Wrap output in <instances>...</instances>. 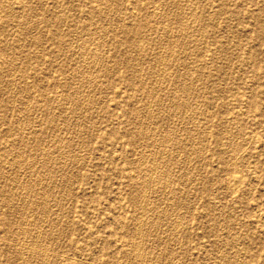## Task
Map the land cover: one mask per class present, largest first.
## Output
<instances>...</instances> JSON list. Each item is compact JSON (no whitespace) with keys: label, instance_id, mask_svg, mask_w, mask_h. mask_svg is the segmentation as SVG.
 <instances>
[{"label":"rangeland","instance_id":"1","mask_svg":"<svg viewBox=\"0 0 264 264\" xmlns=\"http://www.w3.org/2000/svg\"><path fill=\"white\" fill-rule=\"evenodd\" d=\"M259 214L264 0H0V264H264Z\"/></svg>","mask_w":264,"mask_h":264},{"label":"bare ground","instance_id":"2","mask_svg":"<svg viewBox=\"0 0 264 264\" xmlns=\"http://www.w3.org/2000/svg\"><path fill=\"white\" fill-rule=\"evenodd\" d=\"M110 2V1H109ZM225 2V1H224ZM177 3V2H176ZM58 4V3H57ZM121 4V3H120ZM178 4V3H177ZM59 5V4H58ZM78 5V4H77ZM112 5V4H111ZM180 8V7H179ZM96 9V8H95ZM223 9V8H222ZM226 9V8H225ZM106 10V9H105ZM174 10V9H173ZM33 11V10H32ZM114 11V10H113ZM120 12V11H119ZM100 13V12H99ZM116 13V12H115ZM180 13V12H179ZM222 13V12H221ZM9 14V13H8ZM106 14V13H105ZM16 15V14H15ZM39 15V14H38ZM198 16H200V14L198 15ZM209 16V15H208ZM218 16V15H217ZM244 17V16H243ZM111 18V17H110ZM132 18V17H131ZM202 18V17H201ZM90 19V18H89ZM118 19V18H117ZM169 19V18H168ZM178 19H180V18H178ZM182 19V18H181ZM203 19V18H202ZM183 20V19H182ZM210 20V19H209ZM261 20V19H260ZM171 21V20H170ZM257 21V20H256ZM34 22V21H33ZM181 22V21H180ZM202 25V24H201ZM121 26V25H120ZM203 26V25H202ZM123 28V27H122ZM166 29V28H165ZM204 29V28H203ZM181 31H183V30H181ZM191 31V30H190ZM199 31V30H198ZM115 32V31H114ZM196 32V31H195ZM102 33V32H101ZM120 35V34H119ZM20 36V35H19ZM162 36V35H161ZM180 36V35H179ZM182 36V35H181ZM188 36H189V34H188ZM191 37V36H190ZM248 37V36H247ZM80 38H82V37H80ZM166 38V37H165ZM196 38V37H195ZM95 39V38H94ZM98 40V39H97ZM156 40V39H155ZM183 40V39H182ZM87 41V40H86ZM85 41V42H86ZM81 42V41H80ZM162 42V41H161ZM166 43V42H165ZM186 43V42H185ZM61 44V43H60ZM96 44V43H95ZM171 44V43H170ZM180 44V43H179ZM87 45H88V43H87ZM240 45V44H239ZM174 46H175V43H174ZM223 46V45H222ZM171 47V46H170ZM237 47V46H236ZM174 48V47H173ZM67 49V48H66ZM24 50V49H23ZM98 51V50H97ZM97 53V52H96ZM140 53V52H139ZM174 53V52H173ZM83 54V53H82ZM149 54V53H148ZM156 54V53H155ZM165 55H167V54H165ZM96 55H94V57H95ZM98 56V55H97ZM152 56H154V55H152ZM156 56V55H155ZM145 57V56H144ZM194 57V56H193ZM147 58V57H146ZM208 58V57H207ZM87 59V58H86ZM94 59V58H93ZM136 59V58H135ZM144 59V58H143ZM155 60V59H154ZM142 62V61H141ZM101 63V62H100ZM143 63H145V62H143ZM147 63V62H146ZM20 66V65H19ZM156 66V65H155ZM13 67V66H12ZM107 67V66H106ZM129 67V66H128ZM202 67V66H201ZM200 67V68H201ZM11 68V67H10ZM105 68V67H104ZM154 68V67H153ZM158 68V67H157ZM160 68V67H159ZM10 70V69H9ZM81 70V69H80ZM142 70V69H141ZM191 70V69H190ZM202 70V69H201ZM26 71V70H25ZM200 72H202V71H200ZM2 73V72H1ZM151 73V72H150ZM24 74V73H23ZM180 74V73H179ZM188 74V73H187ZM80 75V74H79ZM107 75V74H106ZM197 76V75H196ZM45 77V76H44ZM177 77V76H176ZM185 78V77H184ZM206 78V77H205ZM132 79V78H131ZM155 79V78H154ZM188 79V78H187ZM204 79V78H203ZM140 80V79H139ZM151 80H153V79H151ZM182 80H184V79H182ZM84 81V80H83ZM142 81V80H141ZM179 81H181L180 79H179ZM152 82V81H151ZM191 82V81H190ZM194 82H195V80H194ZM3 83V82H2ZM26 83V82H25ZM96 84V83H95ZM175 84V83H174ZM192 84V83H191ZM57 85V84H56ZM141 85V84H140ZM157 86V85H156ZM195 86V85H194ZM142 87H143V85H142ZM148 87V86H147ZM175 88V87H174ZM190 86L186 83V81L185 82H180V87H179V93H183V92H187V91H189L190 90ZM203 88V87H202ZM215 88V87H214ZM255 88V87H254ZM22 89H24V88H22ZM31 89V88H30ZM86 89V88H85ZM53 90V89H52ZM150 90V89H149ZM154 90H156V89H154ZM167 91V90H166ZM178 90H176V92H177ZM192 91V90H191ZM190 91V92H191ZM196 91V90H195ZM202 91V90H201ZM28 92V91H27ZM106 92V91H105ZM154 92V91H153ZM193 92V91H192ZM170 93V92H169ZM182 93H181V95H182ZM199 93V92H198ZM31 94V93H30ZM49 94V93H48ZM71 95V94H70ZM153 95V94H152ZM180 95V94H179ZM178 95V96H179ZM184 95H185V93H184ZM203 95V94H202ZM14 96V95H13ZM165 96V95H164ZM196 96V95H195ZM34 97V96H33ZM170 97V96H169ZM184 97V96H183ZM190 97V96H189ZM51 98V97H50ZM71 98V97H70ZM78 98V97H77ZM76 98V99H77ZM163 98V97H162ZM176 98V97H175ZM181 98H182V96H181ZM185 98V97H184ZM27 99V98H26ZM179 99V98H178ZM191 99H193V98H191ZM202 99V98H201ZM165 100V99H164ZM176 100V99H175ZM182 100H184L183 98H182ZM185 100H187V99H185ZM199 100V99H198ZM224 100V99H223ZM92 101V100H91ZM168 101V100H167ZM170 101V100H169ZM178 101V100H177ZM24 102V101H23ZM147 102V101H146ZM165 102V101H164ZM175 102V101H174ZM179 102V101H178ZM185 102V101H184ZM188 102V101H187ZM192 102V101H191ZM194 102V101H193ZM162 103V102H161ZM180 103V102H179ZM159 104V103H158ZM164 104V103H163ZM188 104H189V102H188ZM80 105V104H79ZM177 106H178V104H176ZM191 105H193V104H191ZM190 105V106H191ZM55 106V105H54ZM185 106H187L186 104H185ZM201 106V105H200ZM76 107V106H75ZM80 107V106H79ZM158 107V106H157ZM160 107V106H159ZM184 107V106H183ZM189 107V106H188ZM236 107V106H235ZM97 108V107H96ZM167 108V107H166ZM185 108V107H184ZM183 108V109H184ZM142 109V108H141ZM168 109V108H167ZM166 109V110H167ZM180 109V108H179ZM179 109H178V111H179ZM182 109V108H181ZM82 110V109H81ZM146 110V109H145ZM175 110H176V108H175ZM181 111V110H180ZM183 111V110H182ZM197 111V110H196ZM34 112V111H33ZM152 112V111H151ZM160 112V111H159ZM177 112V111H176ZM140 113V112H139ZM193 113V112H192ZM146 114V113H145ZM240 114V113H239ZM20 115V114H19ZM83 115V114H82ZM166 115V114H165ZM169 115V114H168ZM179 115H181V114H179ZM186 115H188V114H186ZM241 115V114H240ZM150 116V115H149ZM158 116V115H157ZM160 116V115H159ZM162 116V115H161ZM182 116V115H181ZM180 116V117H181ZM191 116V115H190ZM51 117V116H50ZM139 117V116H138ZM146 117V116H145ZM171 117V116H170ZM154 118V117H153ZM165 118H166V116H165ZM186 118H188V117H186ZM185 118V119H186ZM239 118V117H238ZM77 120V119H76ZM182 120H183V118H182ZM188 120V119H187ZM234 120V119H233ZM143 121V120H142ZM186 121V120H185ZM51 122H52V119H51ZM56 122V121H55ZM240 122V121H239ZM63 123V122H62ZM196 123V122H195ZM233 123V122H232ZM153 124V123H152ZM36 125V124H35ZM53 125V124H52ZM56 125V124H55ZM186 125V124H185ZM242 126V125H241ZM199 127V126H198ZM237 127H239V126H237ZM78 129V128H77ZM168 130V129H167ZM228 130V129H227ZM238 130H240V129H238ZM203 131V130H202ZM226 131V130H225ZM23 132V131H22ZM240 132V131H239ZM200 133V132H199ZM198 134V133H197ZM207 134V133H206ZM47 135V134H46ZM167 135V134H166ZM169 135V134H168ZM41 136V135H40ZM170 136V135H169ZM168 136V137H169ZM190 136V135H189ZM188 136V137H189ZM139 137V136H138ZM165 137V136H164ZM176 137V136H175ZM196 137V136H195ZM194 137V138H195ZM145 138V137H144ZM218 138V137H217ZM140 139V138H139ZM164 139V138H163ZM168 139V138H167ZM173 140V139H172ZM43 141V140H42ZM72 141V140H71ZM160 141V140H159ZM165 141V140H164ZM172 142V141H171ZM175 142V141H174ZM25 143V142H24ZM165 145H166V143H165ZM237 146V145H236ZM66 148V147H65ZM152 148V147H151ZM199 151V150H198ZM195 152V151H194ZM103 153V152H102ZM161 153V152H160ZM21 154V153H20ZM159 154V153H158ZM163 155V154H162ZM193 155H195L194 153H193ZM234 156V155H233ZM161 157H163V156H161ZM172 157V156H171ZM200 157V156H199ZM232 158V157H231ZM49 159V158H48ZM168 159V158H167ZM170 160V159H169ZM172 160H173V157H172ZM52 162V161H51ZM67 162V161H66ZM152 162V161H151ZM160 162V161H159ZM166 162V161H165ZM234 162V161H233ZM236 162V161H235ZM48 163V162H47ZM153 164V163H152ZM162 164V163H161ZM45 165V164H44ZM47 165V164H46ZM154 165V164H153ZM193 165V164H192ZM202 165V164H201ZM48 166V165H47ZM54 166V165H53ZM63 166V165H62ZM169 166V165H168ZM139 167V166H138ZM195 167V166H194ZM169 168V167H168ZM46 169H48V167L46 168ZM51 169V168H50ZM153 169V168H152ZM235 169V168H234ZM167 170V169H166ZM49 171V170H48ZM52 171V170H51ZM169 171V170H168ZM239 171V170H238ZM53 172V171H52ZM248 172V171H247ZM47 173V172H46ZM49 174L51 173V172H48ZM157 173V172H156ZM165 173V172H164ZM172 173V172H171ZM53 174H55V173H53ZM149 174V173H148ZM249 174V173H248ZM152 175V174H151ZM244 175V174H243ZM48 176V175H47ZM153 176V175H152ZM156 176V175H155ZM166 177V176H165ZM168 177V176H167ZM73 178V177H72ZM151 178V177H150ZM155 178V177H154ZM44 179V178H43ZM54 179H55V177H54ZM156 179V178H155ZM14 180V179H13ZM34 181V180H33ZM66 181V180H65ZM72 181V180H71ZM172 181V180H171ZM30 182H31V180H30ZM30 182H28V183H30ZM44 182V181H43ZM51 182H52V180H51ZM170 182V181H169ZM227 182H228V184L230 185L229 187H231V186H233V187H237L238 188V186H241L242 185V183L244 182V176H242L241 175V173H237V172H235V170L234 171H232L229 175H228V177H227ZM26 183V182H25ZM59 183V182H58ZM66 183H68V182H66ZM70 183V182H69ZM168 183V182H167ZM56 184V183H55ZM29 185V184H28ZM27 185V186H28ZM63 185H64V183H63ZM169 185V184H168ZM148 186V185H147ZM30 187V186H29ZM28 187V188H29ZM33 187V186H32ZM32 187L30 188V190L32 189ZM69 187V186H68ZM67 187V188H68ZM187 187V186H186ZM66 188V187H65ZM237 188H235V190H237ZM27 189V188H26ZM164 190V189H163ZM6 191V190H5ZM47 191V190H46ZM65 191V190H64ZM13 192V191H12ZM43 192H45L44 190H43ZM142 192V191H141ZM236 192V191H235ZM234 192V193H235ZM27 194H28V192H26ZM50 193V192H49ZM140 193V192H139ZM26 194V195H27ZM69 194V193H68ZM145 194V193H144ZM30 195V194H29ZM42 195H44V194H42ZM49 195V194H48ZM48 195H46V196H48ZM139 197V196H138ZM144 198V197H143ZM43 199H44V197H43ZM60 200V199H59ZM58 200V201H59ZM160 200V199H159ZM172 200V199H171ZM183 200V199H182ZM11 202V201H10ZM29 202V201H28ZM27 202V203H28ZM47 202V201H46ZM184 202V201H183ZM30 203V202H29ZM59 203V202H58ZM61 203V202H60ZM37 204V203H36ZM40 204V203H39ZM173 204V203H172ZM177 204V203H176ZM182 203H180V205H181ZM137 205H135V207H136ZM182 206V205H181ZM15 207V206H14ZM31 207H33V206H31ZM30 207V208H31ZM46 207V206H45ZM153 207V206H152ZM179 207V206H178ZM39 208H40V206H39ZM168 208V207H167ZM177 208V207H176ZM175 208V209H176ZM37 209V208H36ZM42 209V208H41ZM219 209V208H218ZM23 210V209H22ZM45 211H46V208L44 209ZM145 210V209H144ZM154 210H156V209H154ZM44 211V212H45ZM173 211V210H172ZM184 211V210H183ZM43 212V211H42ZM47 212V211H46ZM58 212V211H57ZM157 213V212H156ZM155 213V214H156ZM159 213V212H158ZM162 214V213H161ZM182 214V213H181ZM149 215V214H148ZM159 216V215H158ZM157 216V217H158ZM162 216H163V214H162ZM166 216V215H165ZM227 216V215H226ZM43 217H44V215H43ZM48 218V217H47ZM51 217H49V219H50ZM53 218V217H52ZM61 218V217H60ZM136 218V217H135ZM231 218H232V216H231ZM37 219H39L38 217H37ZM162 219V218H161ZM259 219L262 221V222H264V216H263V214H259ZM228 220V219H227ZM226 220V221H227ZM24 221V220H23ZM172 221V220H171ZM25 222V221H24ZM35 222V221H34ZM184 222H185V220H184ZM189 222V221H188ZM33 223V222H32ZM51 223H53V222H51ZM35 224V223H34ZM161 224V223H160ZM175 224V223H174ZM231 224V223H230ZM36 225V224H35ZM38 225V224H37ZM58 225V224H57ZM141 225V224H140ZM24 226V225H23ZM54 226V225H53ZM59 226V225H58ZM166 226V225H165ZM28 227V226H27ZM48 227V226H47ZM157 227V226H156ZM173 227H175V226H173ZM231 227V226H230ZM160 228V227H159ZM167 228V227H166ZM41 229V228H40ZM48 230V229H47ZM35 231V230H34ZM45 231V230H44ZM149 231V230H148ZM137 232V231H136ZM145 232V231H144ZM158 232V231H157ZM224 232V231H223ZM27 233V232H26ZM56 233V232H55ZM164 233V232H163ZM48 234H49V232H48ZM48 234H46V236L49 238V236H48ZM63 234V233H62ZM31 235V234H30ZM156 235V234H155ZM55 235L53 234V238H54V240L56 239V237H54ZM175 236V235H174ZM262 236V235H261ZM45 237V236H44ZM50 237H52V236H50ZM146 237V236H145ZM165 237V236H164ZM163 237V238H164ZM32 239V238H31ZM57 239H59V238H57ZM175 239V238H174ZM180 239V238H179ZM24 240V239H23ZM33 240V239H32ZM150 240V239H149ZM160 240V239H159ZM37 241V240H36ZM46 241V240H45ZM48 241V240H47ZM179 241V240H178ZM130 243V242H129ZM31 244V243H30ZM38 244V243H37ZM46 245V244H45ZM166 245V244H165ZM25 246V245H24ZM37 246V245H36ZM47 246V245H46ZM51 246V245H50ZM151 246V245H150ZM240 246V245H239ZM27 247H28V245H27ZM140 247V246H139ZM139 249H141V248H139ZM171 249V248H170ZM177 249V248H176ZM52 250V249H51ZM151 250V249H150ZM167 251V250H166ZM38 252V251H37ZM158 252V251H157ZM26 253V252H25ZM24 253V254H25ZM36 253V252H35ZM50 253V252H49ZM170 253V252H169ZM175 253V252H174ZM28 254H30V253H28ZM42 254V253H41ZM139 254H141V253H139ZM173 254V253H172ZM174 255V254H173ZM238 255V254H237ZM30 256V255H29ZM47 256V255H46ZM162 256V255H161ZM137 257V256H136ZM222 257V256H221ZM58 258V257H57ZM172 258V257H171ZM238 258V257H237ZM29 259V258H28ZM42 259V258H41ZM222 259V258H221ZM244 259V258H243ZM37 261V260H36ZM41 261V260H40ZM138 262V261H137ZM30 263H31V261H30ZM50 264V263H49Z\"/></svg>","mask_w":264,"mask_h":264}]
</instances>
